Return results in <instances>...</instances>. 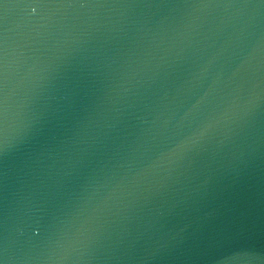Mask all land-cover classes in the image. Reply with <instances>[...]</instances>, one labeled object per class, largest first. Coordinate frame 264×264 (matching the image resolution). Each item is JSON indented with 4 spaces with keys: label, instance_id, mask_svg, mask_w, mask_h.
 <instances>
[{
    "label": "water",
    "instance_id": "obj_1",
    "mask_svg": "<svg viewBox=\"0 0 264 264\" xmlns=\"http://www.w3.org/2000/svg\"><path fill=\"white\" fill-rule=\"evenodd\" d=\"M0 264H264V0H0Z\"/></svg>",
    "mask_w": 264,
    "mask_h": 264
}]
</instances>
